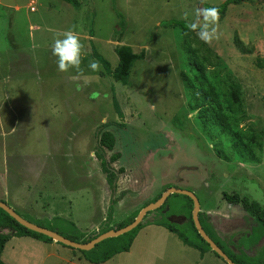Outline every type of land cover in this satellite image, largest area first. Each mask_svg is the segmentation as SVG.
<instances>
[{"label":"rangeland","instance_id":"obj_1","mask_svg":"<svg viewBox=\"0 0 264 264\" xmlns=\"http://www.w3.org/2000/svg\"><path fill=\"white\" fill-rule=\"evenodd\" d=\"M14 1L0 0V199L66 235L74 233L73 221L88 239L129 222L176 187L198 196L205 223L226 249L241 254L240 242L245 264H264V237L250 248L253 215L223 197L237 194L264 208V0L231 5L210 43L162 22L203 23L202 6L226 0H79V9L63 0ZM69 30L84 55L79 69L61 72L51 49ZM121 45L144 51L127 85L113 75ZM207 53L205 76L228 125L201 117L200 105L210 101L195 79V60ZM92 60L99 70L88 67ZM104 131L115 138L112 151L103 149L113 185L96 155ZM161 219L185 229L189 198L169 196L142 221L143 239L151 238L108 264L176 263L177 240L150 232L149 223ZM21 240L6 245L5 263L95 264L89 253L61 243Z\"/></svg>","mask_w":264,"mask_h":264},{"label":"trees","instance_id":"obj_2","mask_svg":"<svg viewBox=\"0 0 264 264\" xmlns=\"http://www.w3.org/2000/svg\"><path fill=\"white\" fill-rule=\"evenodd\" d=\"M63 1L68 3V4H71L76 9H79L81 6V3L79 0H63ZM245 1H247V0H226L218 6L203 5L201 8V11L204 9L217 8L218 12H219L218 17H222L227 13V11L231 5L241 4ZM191 23H196V22H188L186 20L171 19V20L163 21L162 26L171 27V28H178L184 33L191 34V33L197 32V31L192 30L189 27V25ZM236 43L243 50L242 42L237 38H236ZM115 51L118 55L119 62H118L117 67L113 71L114 78L117 81H121L122 83L127 85L129 83V77L131 74V69H132L133 63L140 60L141 58H143L144 51L135 52L134 49L129 45L118 46ZM207 52H210V50L207 49ZM208 58H209V54L207 53V55L202 59V61H200L199 59L195 60V67H196V70L199 72V75L196 76L195 79H197L198 83L202 87L201 92H202V95L204 96V99L210 101L209 106H206L205 104L200 105V108H201L200 111H201V115H202L201 117L205 118V120H209L210 119L209 114H210L211 116H214L216 119H218L222 124L224 123L225 125H228V124H226V116L224 114H222L221 106H220L215 88L211 83L208 82V80L205 76L206 64L204 61H207ZM258 64H259V66H262L261 63L258 62ZM114 146H115V138H114L113 134L109 131L102 132L100 135V139H99V146H97V148H96V155L98 157H100L102 160V168H103V171L107 174V181L110 185H113L115 175H114V172L109 167V163L107 162V160L104 156V150L103 149L106 148V150L112 151L114 149ZM117 157H118V155L112 156V160L113 159L115 160ZM160 197L161 196H159L158 199ZM186 197L189 198L188 196H186ZM223 197L225 199H227L229 202L241 203L244 206V208L246 210H248L253 215V218L256 221V225L253 226L252 233L249 236V238H250L249 240L251 241L250 242V248L252 246H257L260 243V241L262 240V238L264 237V208H262L258 202H255V201L250 202L246 197L241 198L237 194L229 195L228 193H224ZM189 200H190V219L188 222H186L183 225L184 226L183 228H185V229L181 230L176 224L168 221L167 219L154 220L151 223L166 227L170 232L175 233L182 240V242L185 245H189L191 247H194V248L200 250L201 253L203 254L206 251H210L212 249H211L210 245L200 236V234L198 233V231L195 227L193 217H192L193 201L190 198H189ZM165 205H166V202L160 208L164 209ZM139 212H140V210L138 211V213ZM138 213L129 222L119 224L117 229H121V228L131 224L134 221V219L137 217ZM203 215L204 214L202 212H200L199 218H200V221H201L203 228L208 233V235L229 255V257L235 263L245 264L244 259L241 258V256L247 255V252H245L247 247L244 246L242 243L237 242L239 245V250H240L241 254H236L232 250H230L229 248L226 249L219 241H217L213 237L210 228L208 227V225L205 223V221L203 219L204 218ZM108 217L110 220L112 219V215H110V213H109ZM55 220H59V221L62 220L63 222L67 221L66 219H64V218L62 219L61 217H56ZM29 221L36 223L40 226L49 228L53 231H56L59 234L65 236V237H67L73 241H76V242L86 243V242H89L92 239L96 238L97 236H99V235H97V236H94V237H91L88 239L84 238L85 235L79 231L77 225L73 221H70L69 225L71 226L70 230H72L74 233L73 234L69 233L67 235L58 231L56 229V227L47 226V225H44L43 223L34 222L32 220H29ZM143 226H144V224H143V222H141L135 229H133V230H131V231L119 236V237L114 238V239H116V241H109L110 239H113V238H109V239H106V240L100 242L99 244H97L93 249L83 251L85 253H89L86 257L87 260L90 261L91 263L102 264V263L108 261L109 259H111L112 257H114L118 253L128 252L130 250L133 242H134V239L136 238L137 234L139 233L140 229H142ZM110 230H112V229H107V230L103 231L102 233L110 231ZM68 231H69V229H68ZM192 231L194 232V234ZM246 235L247 234H245V237H246ZM252 235H255V238L251 239ZM24 236L33 237L37 240H40V241H43L46 243L54 242V240L52 238H50L46 235L37 233L35 231H32V230L22 226L14 218H12L6 211H4L2 208H0V264H7L2 259V254H3L4 248H5V245L7 244V242L10 241V239H12L13 237H24ZM237 243L233 242V244H235V245H237ZM102 246H103V248L101 249ZM98 249H101L100 253H97ZM214 254L217 257L221 258L217 253L214 252Z\"/></svg>","mask_w":264,"mask_h":264},{"label":"water","instance_id":"obj_3","mask_svg":"<svg viewBox=\"0 0 264 264\" xmlns=\"http://www.w3.org/2000/svg\"><path fill=\"white\" fill-rule=\"evenodd\" d=\"M1 4L4 6H15L16 2L14 0H1ZM172 194H183L185 196H188L193 201V211H192V217L195 224V227L200 234V236L210 245L212 251L217 253L224 261H226L228 264H237L235 263L229 255L208 235V233L203 228L199 214L201 212V203L198 198V196L188 190H183L180 188L172 187L166 190L162 196L157 199L155 202H152L145 207H143L140 212L138 213L137 217L134 219V221L121 228V229H115L110 230L107 232H104L97 236L96 238L92 239L89 242L81 243L73 241L61 234H59L56 231H53L49 228L40 226L36 223H33L27 219H25L21 214H19L14 208H12L7 202L0 199V208H2L4 211H6L12 218H14L19 224L22 226L35 231L37 233L46 235L50 238H52L54 241L59 242L65 246H69L72 248H76L82 251L93 249L97 244L100 242L109 239V238H116L119 237L133 229H135L144 219V217L151 211L159 209L165 202L166 199L172 195Z\"/></svg>","mask_w":264,"mask_h":264},{"label":"clouds","instance_id":"obj_4","mask_svg":"<svg viewBox=\"0 0 264 264\" xmlns=\"http://www.w3.org/2000/svg\"><path fill=\"white\" fill-rule=\"evenodd\" d=\"M218 9H204L198 16H203V23H191L189 27L197 31L199 39L205 43H210L214 38H217V29L214 26L218 19ZM84 45L80 41V37L73 31L69 30L63 33V38H57L52 44V55L55 56L57 67L61 72L67 71L70 68L79 69L83 53ZM93 71L100 69L98 61L92 60L88 65Z\"/></svg>","mask_w":264,"mask_h":264},{"label":"crops","instance_id":"obj_5","mask_svg":"<svg viewBox=\"0 0 264 264\" xmlns=\"http://www.w3.org/2000/svg\"><path fill=\"white\" fill-rule=\"evenodd\" d=\"M149 225H150L149 229H150L151 233L154 234L156 231H160V234L163 236V238L168 237V238L177 240V242H176L177 243L176 254L178 256V260L174 264H228L223 259L217 257L212 250L206 251L205 253L202 254L200 250H198V249H196L194 247H191L189 245H185L180 240V238H178V236L175 233L170 232L165 227H162L160 225L158 226L156 224L155 225L154 224H149ZM147 226H145V227H147ZM152 226H153V228H151ZM145 227H143L139 231V233L137 234L136 238L134 239V242H133L130 250L128 252H126L128 255H130V256L134 255V253H135V251L137 249L136 248L137 244H138L139 241L144 240L145 242H147L148 241L147 238H151L150 234H148V235L145 236L146 238L143 239L142 234H143V231L145 230ZM208 227L210 228L209 225H208ZM14 238H16V237H13L12 239H10V241H8L7 244L12 242V240ZM20 238L22 239L21 241H26V240H28L29 236H24V237H20ZM41 242L42 241H40V240H36V242H33V245L37 246V247L43 246V245H45V246L48 245V247L50 246V247L59 248V243L56 242V241H54L52 243H46V242H42L41 243ZM6 245H5V247H6ZM138 249H145V248L144 247H140ZM108 263H109V260L104 262V263H102V264H108ZM142 263H144V262H141L140 264H142Z\"/></svg>","mask_w":264,"mask_h":264}]
</instances>
